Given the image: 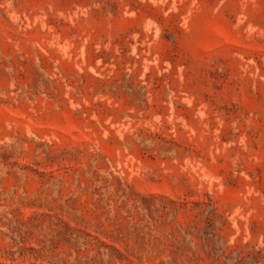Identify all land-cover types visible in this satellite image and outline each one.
Returning a JSON list of instances; mask_svg holds the SVG:
<instances>
[{"label": "rangeland", "instance_id": "1", "mask_svg": "<svg viewBox=\"0 0 264 264\" xmlns=\"http://www.w3.org/2000/svg\"><path fill=\"white\" fill-rule=\"evenodd\" d=\"M0 264H264V0H0Z\"/></svg>", "mask_w": 264, "mask_h": 264}]
</instances>
